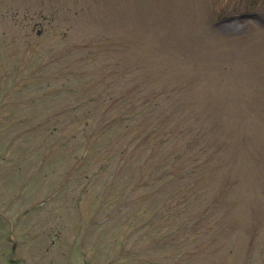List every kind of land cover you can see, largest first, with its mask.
Instances as JSON below:
<instances>
[{
    "label": "rangeland",
    "instance_id": "rangeland-1",
    "mask_svg": "<svg viewBox=\"0 0 264 264\" xmlns=\"http://www.w3.org/2000/svg\"><path fill=\"white\" fill-rule=\"evenodd\" d=\"M225 67L246 82L238 91ZM186 73L207 75L209 100L252 99L235 144L259 154L227 152L243 177L226 197L139 186L86 138L117 102L159 101ZM259 105L264 0H0V264H264Z\"/></svg>",
    "mask_w": 264,
    "mask_h": 264
},
{
    "label": "trees",
    "instance_id": "trees-1",
    "mask_svg": "<svg viewBox=\"0 0 264 264\" xmlns=\"http://www.w3.org/2000/svg\"><path fill=\"white\" fill-rule=\"evenodd\" d=\"M261 65L250 67H262ZM221 71L223 80H228L237 91L236 86L246 84L236 73L232 74L233 80H229L230 73L226 67ZM187 75L189 78V74ZM206 76L198 73L189 79L180 77V82L174 89H170V83L164 84L160 100L156 102L137 104L133 99L130 103H126V99L124 104L117 102L116 108L114 107L115 112H118L117 117L102 121L96 136L94 135L99 147L108 149L106 161L112 160L113 163L114 160L120 169L124 167L128 179H134L139 186L146 188L157 186L161 190L168 187V183L183 181L190 184L189 190L199 201H204L207 196L220 198L232 193L227 183H238L243 175L240 176L239 173L240 162L230 164L226 160L227 152L239 147V153L242 150L247 153L249 150L253 154H259L252 143L238 141L235 144L247 129L249 118L245 117L254 106L250 103L252 99L244 107H240V103L228 105L223 100H209L212 93H205L210 92L206 89ZM212 90L217 91L219 96L226 95V92L217 90L216 86ZM253 94H259L256 88L249 95ZM117 98L123 99V94L117 95ZM172 99L175 102L178 100L176 112L169 111V107L175 104ZM237 115L240 118H233ZM81 132L85 136V131ZM259 132L264 133V119ZM106 134L108 135L105 137ZM259 157L258 162L264 164V155ZM249 161L245 162L247 171L251 166ZM261 179L264 181V172ZM256 181L258 178L251 179L252 183ZM175 190L180 192L182 189ZM260 196H264L261 188ZM182 203L187 205L186 200ZM195 224L194 228H202L201 222L197 221Z\"/></svg>",
    "mask_w": 264,
    "mask_h": 264
}]
</instances>
